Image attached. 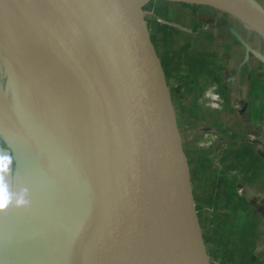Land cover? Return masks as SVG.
Instances as JSON below:
<instances>
[{
  "label": "water",
  "instance_id": "1",
  "mask_svg": "<svg viewBox=\"0 0 264 264\" xmlns=\"http://www.w3.org/2000/svg\"><path fill=\"white\" fill-rule=\"evenodd\" d=\"M37 1L52 29L77 52L86 90L57 141L23 172L16 193L27 189L28 203L13 207L6 264H53L61 214L81 180L75 160L80 154L87 163L107 141L118 213L91 245L85 264H101L135 215L166 250L162 264H207L187 169L181 173L167 159L172 132L182 152L172 105L155 48L133 4L70 0L82 30L81 45L54 25L49 0ZM18 128L26 153L27 139Z\"/></svg>",
  "mask_w": 264,
  "mask_h": 264
},
{
  "label": "rangeland",
  "instance_id": "2",
  "mask_svg": "<svg viewBox=\"0 0 264 264\" xmlns=\"http://www.w3.org/2000/svg\"><path fill=\"white\" fill-rule=\"evenodd\" d=\"M128 2L137 11L139 23L159 60L183 152L172 132L167 142V159L179 172L185 173L187 169V190L192 197L207 264H260L251 260L250 255H256L255 240L257 235L264 236V229L257 227L255 197L248 200L246 183L252 181L247 169L256 162L255 153L262 144L253 136L264 130V124L248 121L246 108L240 102L235 105L238 115L225 114L223 104L225 96H229L224 93L225 77L221 71L225 63L219 59L220 64L215 66L213 58L210 63L196 60L191 43L194 34L182 33L185 28L182 23L193 16L191 12L197 10L196 6L210 5L195 0ZM222 12L231 15L226 10ZM19 72L16 63L7 67L0 56V122L6 131L0 130V147L3 154L14 160L13 173L7 178L14 192L23 177V147L22 141L16 142L13 131L21 126L27 139L40 101L20 82ZM8 213L13 219L12 207L0 213L2 245L8 238L3 228ZM0 254V264H6L3 252Z\"/></svg>",
  "mask_w": 264,
  "mask_h": 264
},
{
  "label": "bare ground",
  "instance_id": "3",
  "mask_svg": "<svg viewBox=\"0 0 264 264\" xmlns=\"http://www.w3.org/2000/svg\"><path fill=\"white\" fill-rule=\"evenodd\" d=\"M222 1L239 6L252 16L250 20L264 29V10L253 1ZM49 8L54 25L82 45L81 26L70 0H49ZM76 53L52 29L37 0H0V56L7 67L12 63L18 65L20 82L40 100L28 132L27 152L21 154L23 172L29 162L57 141L79 105L82 90H86ZM0 130L6 133L1 122ZM13 136L17 143L23 139L18 129L13 131ZM105 146L96 150L95 158H87V163H83L80 154L75 160L81 180L64 205L53 264L62 261L85 264L91 245L116 220L119 197L111 175L109 141ZM10 217L8 213L3 225L8 236ZM167 256L166 250L135 215L101 264H162Z\"/></svg>",
  "mask_w": 264,
  "mask_h": 264
},
{
  "label": "crops",
  "instance_id": "4",
  "mask_svg": "<svg viewBox=\"0 0 264 264\" xmlns=\"http://www.w3.org/2000/svg\"><path fill=\"white\" fill-rule=\"evenodd\" d=\"M195 1L210 6L197 5V10L191 12L193 16H189V20L182 23L185 27L182 33L187 36L191 34L185 31L194 34V37L191 35V43L196 50L194 55L196 60L210 63V59L213 58L212 63L215 66L220 64L219 59L225 63L221 67L226 85L224 93L225 95L229 93V96L228 94L225 96L223 104L225 114L238 115L235 105L236 102H240L242 107L246 108L248 121L254 120L255 124H264V29L250 20L249 17L252 16L235 4L222 0ZM251 1L264 10V0ZM221 9L230 12L231 15L223 13ZM178 22L180 24L181 21ZM178 27L182 28L179 25ZM259 133L253 136L260 139L262 144L261 149L255 153L259 157H256V162L247 169L251 171L252 181L246 183L248 191L246 196L248 200L255 197L254 206L257 207L256 215L259 218L257 227L264 229V130ZM1 241L0 252L2 251L6 258V244L2 245ZM254 252L256 255L251 254L250 259L264 264L262 234L256 237Z\"/></svg>",
  "mask_w": 264,
  "mask_h": 264
},
{
  "label": "clouds",
  "instance_id": "5",
  "mask_svg": "<svg viewBox=\"0 0 264 264\" xmlns=\"http://www.w3.org/2000/svg\"><path fill=\"white\" fill-rule=\"evenodd\" d=\"M217 99V97H213ZM4 149L0 147V213L5 212L10 207L20 208L26 206L27 189H22L19 193L12 190L7 182V178L13 173L14 160L10 155H5Z\"/></svg>",
  "mask_w": 264,
  "mask_h": 264
}]
</instances>
